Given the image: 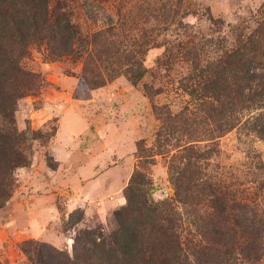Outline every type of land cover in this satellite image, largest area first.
I'll use <instances>...</instances> for the list:
<instances>
[{
    "label": "rangeland",
    "instance_id": "374dc122",
    "mask_svg": "<svg viewBox=\"0 0 264 264\" xmlns=\"http://www.w3.org/2000/svg\"><path fill=\"white\" fill-rule=\"evenodd\" d=\"M51 2L69 10L90 49L93 34L119 11L128 22L134 18L156 43L143 54L146 72L138 82L119 74L96 88L80 80L87 54L82 46L79 54L60 58L50 56L44 43L31 46L23 65L44 82L35 93L18 99L14 113L25 134L28 163L15 168L12 194L0 207V264H35L24 246L47 264H93L86 255L92 247L87 232L99 241L98 235L116 228L114 212L125 205L124 189L136 169L149 173V200L169 201L166 208L185 219L189 213L175 199L169 156L157 154L150 162L138 155L139 146L155 147L157 132H163L154 105L176 113L195 104L182 79L195 63L212 59L236 33L252 28L264 7V0ZM162 4L172 10L158 9ZM259 103L263 107L244 110L242 124L214 142L223 185L248 199H260L264 211V139L248 125L243 127L249 113L264 111V98ZM164 136L161 148L168 150ZM186 224L189 246L194 234Z\"/></svg>",
    "mask_w": 264,
    "mask_h": 264
},
{
    "label": "trees",
    "instance_id": "16d2710c",
    "mask_svg": "<svg viewBox=\"0 0 264 264\" xmlns=\"http://www.w3.org/2000/svg\"><path fill=\"white\" fill-rule=\"evenodd\" d=\"M165 7L172 10L164 4L158 9ZM108 18V26L93 34L90 49V41L85 43L71 13L59 2L0 0V207L12 194L15 168L28 163L25 134L14 115L18 99L35 93L44 82L23 65L31 46L46 44L53 58L77 55L82 46L87 54L81 55L80 80L90 88L119 74L138 82L146 72L143 54L155 46V37L139 28L134 18L128 22L120 11L115 20ZM192 69L182 86L195 104L176 113L154 105L163 132H157L155 147L139 146L138 152L140 160L150 162L157 154L169 156L175 199L189 215L176 216L166 208L167 200L150 201L149 173L136 169L124 189L125 205L114 212L116 228L98 235L99 241L87 232L92 247L86 255L93 264H264L260 199H248L223 185L214 142L241 123L244 110L263 107L259 102L264 98V7L252 28L236 33L212 59L203 65L197 62ZM247 125L264 139V111L249 113L243 127ZM162 136L170 142L168 150L161 148ZM205 139L209 142L201 145ZM185 223L194 234L189 246ZM23 250L35 264H47L28 247Z\"/></svg>",
    "mask_w": 264,
    "mask_h": 264
}]
</instances>
